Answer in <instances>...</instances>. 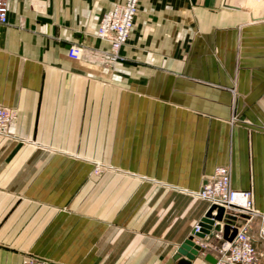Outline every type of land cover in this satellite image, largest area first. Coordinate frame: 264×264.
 Returning a JSON list of instances; mask_svg holds the SVG:
<instances>
[{
  "label": "crops",
  "instance_id": "1",
  "mask_svg": "<svg viewBox=\"0 0 264 264\" xmlns=\"http://www.w3.org/2000/svg\"><path fill=\"white\" fill-rule=\"evenodd\" d=\"M118 1L9 2L0 104L16 118L0 136V264H180L208 209L197 192L220 165L264 211V4L140 0L124 58L95 65L87 52L109 46L96 31ZM77 44L85 57H71ZM94 159L103 194L117 189L113 217L78 210Z\"/></svg>",
  "mask_w": 264,
  "mask_h": 264
},
{
  "label": "built area",
  "instance_id": "2",
  "mask_svg": "<svg viewBox=\"0 0 264 264\" xmlns=\"http://www.w3.org/2000/svg\"><path fill=\"white\" fill-rule=\"evenodd\" d=\"M10 0H0V23L6 24L9 15ZM138 0H124L115 4L106 11L98 28V36L111 42L112 58L118 59L119 50L126 42L133 27ZM73 49V53L78 52ZM88 61V55L86 56ZM12 125L11 112L0 105V135L9 131ZM199 198L207 203L219 204L225 208V219L231 220V229L236 228V233L231 240L224 238L223 229L211 230L216 234L219 243L212 244L206 236L202 246L204 254H213L216 264H257L258 246L254 244V231L259 238L264 240V213L254 207L250 189H236L231 183V173L228 166H217L212 174L205 175ZM221 224H224L222 222ZM258 240V239H257Z\"/></svg>",
  "mask_w": 264,
  "mask_h": 264
},
{
  "label": "rangeland",
  "instance_id": "3",
  "mask_svg": "<svg viewBox=\"0 0 264 264\" xmlns=\"http://www.w3.org/2000/svg\"><path fill=\"white\" fill-rule=\"evenodd\" d=\"M123 1L124 0H120V1L116 2L115 4L122 3ZM139 1L140 0H138L137 10H136L134 22H133V27H134L135 19H136L138 10H139ZM237 1H239V3L241 5L247 6L245 0H237ZM248 1H250V0H248ZM262 4H264V0H261L259 3L260 6ZM260 10H262V6H261ZM104 13H103V15H104ZM102 16L100 18V21L102 19ZM100 21H99V24H100ZM99 24H98V28H99ZM133 27H132V29H133ZM98 28L96 31L97 36H98ZM132 29H131V31H132ZM131 31H130V34H131ZM130 34H129V36H130ZM129 36H128V39H129ZM98 37L101 38L100 36H98ZM101 39H103V38H101ZM128 39L126 40L125 43H127ZM104 40L109 42V46L108 47H97V46L91 47V49L87 52L88 59H90L91 60L90 62H92L95 65L113 67L117 62H119L122 58H124V55L122 54V48L125 45V43L121 46V48L119 50L120 58L114 59V58H112V53L114 50L112 48L111 42L108 39H104ZM75 47L79 49L77 53L72 52ZM70 50L72 53L71 57H73V58L85 57L86 51H87V50L85 51L84 48L79 44L72 45ZM1 106H3V105H1ZM3 107L7 108L12 114V125L10 126L9 131L3 135V136H9L11 133L10 129L15 123L16 113L13 109H10L6 106H3ZM233 117L235 119H237L238 114L234 113ZM0 136H2V135H0ZM93 164H94V170H93L94 185L92 187H89V188H83V189L79 188L78 189V192H79L78 210L82 211V212L93 211L95 217H101L102 211H107V212H109L110 216L113 217L114 215H117V213L119 211V209H118L119 205L115 202V200L117 199V197H116L117 189L116 188H110V194L108 195L107 194L108 189L106 188V194H103L104 189L101 186V179H102L103 174H105L104 165H103L102 160H100V159H94ZM114 173H117V172H114ZM111 174H113V173H111ZM248 189L251 190L254 207L257 210H259L260 212L264 213V211L260 210L256 206L253 188L249 187ZM198 193H199V191L197 192V196L199 197ZM200 200H202V199H200ZM123 206L124 205H122V207ZM254 239H255L254 244H256L258 246V251H259L257 264H264V240L259 238L256 231H254ZM29 260H30L31 264H55L48 259H44V258H41L38 256H32Z\"/></svg>",
  "mask_w": 264,
  "mask_h": 264
},
{
  "label": "water",
  "instance_id": "4",
  "mask_svg": "<svg viewBox=\"0 0 264 264\" xmlns=\"http://www.w3.org/2000/svg\"><path fill=\"white\" fill-rule=\"evenodd\" d=\"M222 222L224 224H221ZM230 224L231 220L225 219V208L219 204H211L190 235L177 247L174 258L180 264H189L197 255L204 252L201 240L205 239L213 229H223L224 238L231 240L236 233V228H233L230 233ZM204 258L213 264L217 262L216 257L209 252L204 254Z\"/></svg>",
  "mask_w": 264,
  "mask_h": 264
},
{
  "label": "bare ground",
  "instance_id": "5",
  "mask_svg": "<svg viewBox=\"0 0 264 264\" xmlns=\"http://www.w3.org/2000/svg\"><path fill=\"white\" fill-rule=\"evenodd\" d=\"M201 244H202V242H201Z\"/></svg>",
  "mask_w": 264,
  "mask_h": 264
}]
</instances>
